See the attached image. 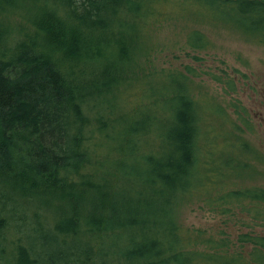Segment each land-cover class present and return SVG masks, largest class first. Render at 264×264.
Instances as JSON below:
<instances>
[{
    "label": "trees",
    "instance_id": "obj_1",
    "mask_svg": "<svg viewBox=\"0 0 264 264\" xmlns=\"http://www.w3.org/2000/svg\"><path fill=\"white\" fill-rule=\"evenodd\" d=\"M180 18L264 45V0H0V264H264V233L231 250L199 230L202 251L176 222L203 196L264 220L263 186L224 184L262 159L226 110L195 95L190 70L141 68L154 26ZM184 43L210 46L196 29ZM204 114L231 126L225 151L210 137L205 177Z\"/></svg>",
    "mask_w": 264,
    "mask_h": 264
},
{
    "label": "rangeland",
    "instance_id": "obj_2",
    "mask_svg": "<svg viewBox=\"0 0 264 264\" xmlns=\"http://www.w3.org/2000/svg\"><path fill=\"white\" fill-rule=\"evenodd\" d=\"M11 23L32 30L29 23L20 17H13ZM192 29L202 32L209 39L210 46L207 49H191L186 46L185 34ZM147 38L152 51L140 61L141 68L145 72L160 68L183 72L190 70L195 95L203 94L219 102L232 123L240 128L236 135L262 156L260 160H246L249 165L247 172L239 178L225 180L224 184L264 187V45L231 29L199 25L182 18L157 23ZM138 101L139 96L136 93L131 95L125 108L129 110ZM204 115L207 118L201 121L203 138L197 156L201 165L200 174L205 177V174L210 175L214 170L208 167L212 161H208L206 152L210 137L214 135L211 139L213 142L217 141L216 145L224 150L225 140L222 135H226L231 126L228 120L225 121L217 115ZM234 212L235 214H223L218 209H212L205 196L195 197L192 202L179 206L176 222L184 232L194 234L192 248L196 250H208V245L196 239L195 235L199 230L203 236L229 239L230 249L237 250L240 247L238 235L264 233V220L240 213V210ZM17 235L18 233L8 234L9 241L16 240ZM23 238L28 242L33 239L36 247H42L43 237L25 232ZM72 240L74 239L68 243ZM74 242L79 243V240ZM1 247L7 251L12 248L7 242L0 244ZM54 247L60 250L66 248L61 242L58 247ZM103 264L110 263L106 261Z\"/></svg>",
    "mask_w": 264,
    "mask_h": 264
}]
</instances>
